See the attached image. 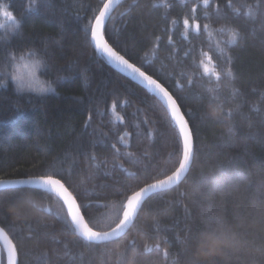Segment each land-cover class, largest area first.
Instances as JSON below:
<instances>
[{
  "label": "trees",
  "instance_id": "1",
  "mask_svg": "<svg viewBox=\"0 0 264 264\" xmlns=\"http://www.w3.org/2000/svg\"><path fill=\"white\" fill-rule=\"evenodd\" d=\"M107 1L0 0L18 24L0 28V82L10 54L34 50L45 62L35 90L0 88V181L60 180L100 233L121 222L129 197L173 174L183 157L161 102L93 45ZM104 33L177 101L194 138L192 168L105 245L79 237L56 196L0 192V226L19 264H209L195 258L199 238L229 228L244 251L214 264H264V0H209L207 7L204 0H125ZM40 87L46 94H34Z\"/></svg>",
  "mask_w": 264,
  "mask_h": 264
},
{
  "label": "water",
  "instance_id": "2",
  "mask_svg": "<svg viewBox=\"0 0 264 264\" xmlns=\"http://www.w3.org/2000/svg\"><path fill=\"white\" fill-rule=\"evenodd\" d=\"M124 1L125 0H113V3L109 6L108 12L105 15V21L100 26V29L97 32L96 38L93 39V36H92L93 45H94L96 51L101 56L106 58L110 62L111 66L119 74H121L123 77L127 78L128 80L132 81L136 85H138V86L142 87L143 89L147 90L148 92H150L154 97H156L161 102V104L164 106L166 111L171 116V118H172V120H173V122H174V124H175V126H176V128H177V130L179 132V134H180L179 127L176 124L175 119L173 118V109L171 107V103L172 102L164 99L163 98V93H159L158 90L154 91L153 88L147 86V82L144 81L142 77H138L135 74H132L130 72V70H128V69H124V68H122L120 66H117L113 61H111V59L107 58L106 54H101V52L99 50H97V48H96L97 42L106 43L118 55H120L123 59H126L125 57H123L120 53H118L108 43V41L106 40V37H105V33H104L107 23L109 22V20L111 19V17L115 13V11L121 6V4ZM106 3H108V1ZM102 11H103V9H102ZM94 29H95V24H94L93 30ZM128 62L131 63L130 61H128ZM131 65L134 68L139 69V71L144 72L142 69H140L139 67L135 66L134 64L131 63ZM145 75H147L150 79H154L153 77H151L147 73H145ZM156 82L159 83L158 81H156ZM160 86L175 101L176 108L178 109V117L179 116H183V118L185 119V121L187 123V120H186V118H185L180 106L178 105L177 101L174 99L172 94L164 86H162L161 84H160ZM190 135L192 136V139H193V150H192L191 159L185 165L184 169L181 168V164H183L184 161H185V146H184L183 137L180 134V137H181V140H182V145H183V157H182V161H181V164L178 167V169L173 174L168 176L167 178H165L163 180H160V181H158L156 183L150 184V185L144 187L143 189H141L140 191H138L137 193H135L134 195H132L131 197H129V199L127 200L126 205H125V213L123 215V218H122L121 222L115 228H113L112 230H110V231H108L106 233H100L99 232L101 234V236H106L108 234H112L111 238L109 240H101V241L89 242V243L97 244V245H105V244H109V243L116 242V241L120 240L121 238H123L132 229V227H133L135 221L137 220V218H138L143 206L145 205V203L148 201L149 198H151L153 195L170 191V190L178 187L179 185H181L185 181V179L187 178V176H188V174H189V172H190V170L192 168L193 161H194V138H193V134H192L191 129H190ZM45 179L58 180V179L52 178V177H38V178H27V179L12 180V181H0V192L7 191V190L30 189V190L44 191V192H47V193H50V194L56 196L63 203L70 221H71V215L72 214H77L79 216V219L82 221L81 227L80 228H76L75 226L74 227L76 229L77 235L79 237H81L82 239H84L83 236H82L83 228L85 226H87L91 230H93V229L90 227V225L86 221L76 197L71 193V191L68 189V187L63 182H61L60 180H58L59 181V185L56 186L55 188H52L51 186H46V185L42 184V181L45 180ZM174 179L178 180L179 182L178 183H174L173 186L168 188L166 191L157 192V193H154V194H146V196L144 198H142L141 205L138 206L137 212L133 214V218L129 222V224L125 227V229L118 236L115 234V232L120 231L125 226L126 222L131 218L133 210L136 207V202L141 199V194L142 193H144L147 190H151L152 188H154L156 186L164 185L165 183H173ZM22 181H25V183H21ZM60 185H62V187ZM93 231H95V230H93ZM3 251H4L5 255H6V264H19V254H18L17 247H16L14 241L6 233V231L4 229H2V227L0 226V264H2V256L1 255H2Z\"/></svg>",
  "mask_w": 264,
  "mask_h": 264
},
{
  "label": "snow or ice",
  "instance_id": "3",
  "mask_svg": "<svg viewBox=\"0 0 264 264\" xmlns=\"http://www.w3.org/2000/svg\"><path fill=\"white\" fill-rule=\"evenodd\" d=\"M113 3V0H108V3L103 5V11L99 13V17L96 19L95 22V29L92 32L93 39L96 38L97 32L100 29V26L104 23L105 21V15L108 12L109 6ZM209 4V0H204V6L207 7ZM195 11V9H194ZM184 26H188V21H184ZM18 27V24L16 20L12 19L11 16H7V22L4 23L3 25H0V28H4L7 30H14L15 28ZM232 42L235 43L237 39V34H233L232 37ZM97 50L101 52V54H106L107 58L111 59L117 66H120L124 69L130 70L132 74H135L138 77H142L144 81L147 82V86L153 88L154 91H157L159 93H163V98L171 101V107L173 109V118L176 121V124L179 127L180 134L183 137L184 140V146H185V161L183 164H181V168L184 169L185 165L189 162L191 159L192 155V150H193V139L192 136L190 135V128L188 124L186 123L185 119L183 116L178 117V109L176 108L175 101L172 99L170 95H168L167 92L160 86L159 83H157L154 79H150L147 75H145L144 72L139 71V69L134 68L131 63H129L126 59H123L120 55H118L111 47H109L106 43L103 42H97L96 44ZM17 74L18 78L23 82L24 86L29 88L30 90H35L37 86L40 84V81L35 79V71H36V65L34 64H28L24 63L23 64V70L20 68H17ZM208 69L205 68V72H207ZM2 88V86H0ZM49 90H52L49 88ZM45 89L43 87L39 88V92H44ZM179 175V174H178ZM178 180H173V183H165L164 185H159L151 190H147L144 193L141 194V199L136 202V207L133 210L131 218L126 222L125 226L120 230L115 232V234L118 236L124 229L125 227L129 224V222L133 218V214L137 212L138 206L141 205L142 198L146 196V194H154L157 192H163L166 191L168 188L173 186L174 183H178ZM21 183H25V181H22ZM43 185L46 186H51L52 188H55L56 186L59 185L58 180H53V179H45L42 181ZM62 187V185H60ZM71 223L76 227L80 228L82 221L79 219V216L77 214H72L71 215ZM112 234H108L106 236H101V234L98 231H93L87 226L83 228L82 236L85 241L87 242H97L101 240H109L111 238Z\"/></svg>",
  "mask_w": 264,
  "mask_h": 264
},
{
  "label": "clouds",
  "instance_id": "4",
  "mask_svg": "<svg viewBox=\"0 0 264 264\" xmlns=\"http://www.w3.org/2000/svg\"><path fill=\"white\" fill-rule=\"evenodd\" d=\"M0 14H4L6 17L11 16L12 19L15 20L14 14L9 11L7 5L0 4ZM10 59L12 62L7 68L8 76L0 82V86L6 88L7 84L11 83L14 92L17 94L31 91L24 86L23 82L18 78L16 70L17 68L23 70L24 62H28L30 65H36L35 75H39V73L45 70V62L34 50L20 54H10ZM52 90L54 91V88ZM34 94L44 95L46 94V89L44 92H35ZM242 251H244V247L237 239L234 229L229 228L216 236L203 234L199 238L195 258L199 261H207L209 264H214L217 258L226 260L229 254L237 255Z\"/></svg>",
  "mask_w": 264,
  "mask_h": 264
},
{
  "label": "rangeland",
  "instance_id": "5",
  "mask_svg": "<svg viewBox=\"0 0 264 264\" xmlns=\"http://www.w3.org/2000/svg\"><path fill=\"white\" fill-rule=\"evenodd\" d=\"M4 17H6L4 14H3ZM5 22V21H4ZM5 254V253H4ZM3 260V259H2ZM2 264H3V261H2ZM5 264H6V255H5Z\"/></svg>",
  "mask_w": 264,
  "mask_h": 264
}]
</instances>
